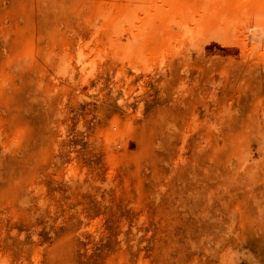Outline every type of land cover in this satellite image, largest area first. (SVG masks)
<instances>
[{"label": "rangeland", "instance_id": "obj_1", "mask_svg": "<svg viewBox=\"0 0 264 264\" xmlns=\"http://www.w3.org/2000/svg\"><path fill=\"white\" fill-rule=\"evenodd\" d=\"M0 264H264V0H0Z\"/></svg>", "mask_w": 264, "mask_h": 264}]
</instances>
